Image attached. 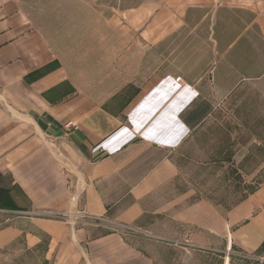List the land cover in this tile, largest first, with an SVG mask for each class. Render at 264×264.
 Listing matches in <instances>:
<instances>
[{"label":"crops","instance_id":"obj_1","mask_svg":"<svg viewBox=\"0 0 264 264\" xmlns=\"http://www.w3.org/2000/svg\"><path fill=\"white\" fill-rule=\"evenodd\" d=\"M154 1L129 30L135 76L100 101L0 0V264H264V184L222 215L176 157L250 148L264 164V0ZM174 87L134 138L128 122Z\"/></svg>","mask_w":264,"mask_h":264},{"label":"rangeland","instance_id":"obj_2","mask_svg":"<svg viewBox=\"0 0 264 264\" xmlns=\"http://www.w3.org/2000/svg\"><path fill=\"white\" fill-rule=\"evenodd\" d=\"M7 1L43 33L53 51L54 63L63 65L66 81L72 89L79 88L102 101L114 93H122L121 83L135 76L137 58L143 55L137 52L134 33L129 30L134 29V23L138 21L137 8L146 5L151 13L154 0ZM143 15L146 19L149 13L144 11ZM140 69L142 71V67ZM174 88L166 94L165 99L153 96L148 111L137 116V124L128 122L134 138H146L155 121L175 100L179 89ZM114 101L107 103L111 105ZM226 125L231 123L226 122ZM226 128L232 129L230 126ZM218 135L223 137L230 134L223 132ZM250 144L253 147L256 142ZM244 145L246 143L241 142V146ZM209 151L213 150L204 149L201 157L199 149L189 151L180 147L176 157L181 159L184 174L193 175L192 189H200L202 185L203 199L217 206L225 215L227 209L242 200L254 187L264 184L263 150L242 148L240 158L235 159L238 162L234 163L223 158L224 150L220 149L218 152L221 154L215 158L210 156ZM200 162H203L202 171ZM200 172L203 173V182ZM184 182L188 184V181Z\"/></svg>","mask_w":264,"mask_h":264},{"label":"built area","instance_id":"obj_3","mask_svg":"<svg viewBox=\"0 0 264 264\" xmlns=\"http://www.w3.org/2000/svg\"><path fill=\"white\" fill-rule=\"evenodd\" d=\"M181 80H182V79H181L180 76L175 77V82L179 83Z\"/></svg>","mask_w":264,"mask_h":264}]
</instances>
